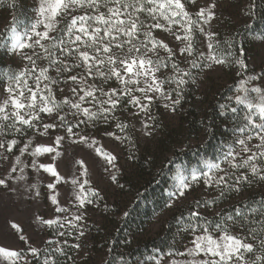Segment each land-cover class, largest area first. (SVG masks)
I'll list each match as a JSON object with an SVG mask.
<instances>
[{"label": "snow or ice", "instance_id": "snow-or-ice-1", "mask_svg": "<svg viewBox=\"0 0 264 264\" xmlns=\"http://www.w3.org/2000/svg\"><path fill=\"white\" fill-rule=\"evenodd\" d=\"M215 7L212 0H205L203 6L198 0H39L32 22L22 31L15 27L11 30L8 47L14 55H19L22 70L10 72L0 83V121L5 122V136L11 135L8 131L11 129L21 134V139L0 138V149L9 154L3 158L10 161L15 155L13 149L17 148L21 155L28 153L31 157H39L49 154L55 161L60 155L56 146L68 136H78V142L88 143L90 147L96 145L97 141L88 134L81 135L75 131L81 125L95 127L97 123H103L111 127L114 124L124 132L128 126L120 120L121 116L129 119L143 113L151 120V107L158 101L164 102L165 109L175 112L183 99L182 86L189 82L185 77H192L191 71L182 69L180 64L187 63L190 68H211L229 63L217 54L220 40L217 32L210 30L215 19ZM156 32L164 35L157 37ZM173 41H179L183 46L174 48ZM3 45L4 41L0 40V46ZM162 51L166 55H162ZM234 62L246 67L243 61L237 59ZM165 69L171 75L166 76ZM249 79L260 80L261 85L249 88L241 80L237 94L230 98L234 99L236 106H220L223 110L221 115L233 114L234 131L242 134V138L235 140V144L240 146L239 151L230 145L224 152L222 160L227 167H222L220 162L205 160L203 167L193 168L189 175L178 172L177 191L172 195L183 199L197 184L213 191L220 189L221 196L225 189L235 187L238 191L241 184L252 183L249 168L252 176L264 181V169H258L253 163L258 158L264 161V76H251ZM173 82L174 88L170 87ZM252 93L256 95L250 97ZM241 107L246 109L243 115H236ZM133 108L139 111L133 112ZM42 113L48 117V122H43ZM8 121L11 124L6 123ZM60 128H64L65 133L56 135L50 145L38 144L29 152L32 141L23 143L24 135L31 130L44 137L50 130ZM143 128L148 130L145 135L152 134V125L144 122ZM105 135L122 139L113 131L106 130ZM254 139L259 140L254 145L256 152L249 144ZM95 152L115 167V155L102 147H95ZM241 152L251 154L238 161ZM15 161L16 164L21 163L19 155L15 156ZM78 163L83 167V161ZM31 164L36 167L37 161L33 159ZM38 167L51 174L56 182L62 179L53 163H40ZM11 170L16 171L14 167ZM87 171L85 168L82 175H87ZM109 176L113 182L117 181L112 172ZM56 182L49 183L47 187L56 189ZM6 184L7 181L0 178V185ZM88 184V179L71 180L72 188L65 193V202L69 197H74L77 202V211L71 219L65 215L63 221L42 219V224L56 227L60 236L66 235L59 231L65 224L78 227L76 222L85 218L87 205L99 197L94 188L85 189ZM49 198L52 205H59L56 194ZM216 202V198L210 201L212 204ZM207 203L201 208V202L196 200V208L200 210H190L184 232L189 236L188 244L191 246L184 245L183 250L178 248L169 254L185 259H166L164 264H248L244 253L252 254L254 244L247 242L244 235L233 234V231L239 228L253 236L254 232L246 225L254 221L240 207L228 213L216 212L214 215L218 219H208ZM68 211L61 206L55 208L56 213ZM260 217H264V209L257 219ZM261 228L264 229V223ZM83 235L81 231L80 236ZM20 239L25 240L23 236ZM261 245H264V240H261ZM29 251L33 258L39 254L37 247H30ZM0 255L11 259L22 258L23 253L0 247ZM44 264L49 262L45 260ZM155 264H161V261L156 260Z\"/></svg>", "mask_w": 264, "mask_h": 264}, {"label": "rangeland", "instance_id": "rangeland-1", "mask_svg": "<svg viewBox=\"0 0 264 264\" xmlns=\"http://www.w3.org/2000/svg\"><path fill=\"white\" fill-rule=\"evenodd\" d=\"M39 0H0V31L5 33L4 42L9 46L12 36V28L15 27L18 30H23L25 26L32 22L35 16V8L38 5ZM201 6L204 5L205 0H198ZM212 3L216 5L215 19L212 21V27L210 30H215L218 34V39L221 40L222 36L225 40L230 39L233 36L239 37L245 31H247L249 18L247 16L245 2L236 3L233 0H212ZM194 12L195 9H192ZM195 18V16L193 17ZM157 37L163 36L164 33L156 32ZM221 43V42H220ZM197 44H200V39L198 37ZM183 46L179 41H173V47ZM222 45L219 46L218 55L222 56L229 63L225 65H213L211 68L207 66H201L199 68H190L187 63L180 64V67L184 70H190L192 77L188 79L189 82L182 86L183 99L181 101H187L194 97L195 109L200 111L199 121L203 120V115L209 113L216 103L219 102L217 97H214L215 93L223 97V100L218 103L221 109V105L236 106L234 97L237 92L236 90L240 87L241 80L245 81L246 87L251 88L253 85H261L260 80L252 81L249 79L251 76L261 77L264 76V32L256 34L254 42L248 45L249 51L244 56V67L241 69L239 63L234 61L241 60L242 52L239 56L227 55L222 50ZM201 50L206 48L201 47ZM11 57L15 65L21 69L19 65V55H14L11 51ZM166 55L165 53H161ZM191 59V58H189ZM200 61L197 60V63ZM27 61H24L26 64ZM39 63V62H38ZM165 75H171L169 70H163ZM164 77L162 76L161 79ZM31 83V81H30ZM167 87V85H166ZM172 88L176 87L175 83L170 86ZM256 94H250V97ZM218 96V97H219ZM163 101H158L154 103L151 107L150 115L153 119H148V116L141 113L139 117L129 118L131 123L132 132L129 135L127 132H120L119 129L113 126L112 129H108V125L103 123H97L95 127L90 125L82 126L75 129L76 132L83 134H88L90 138L97 141L96 145L90 147L88 143L78 142V136H68L66 137L58 146H56L57 151L60 153L56 157L55 161H52L49 154H44L39 157H31L28 153L21 155L17 148L13 151L15 155L11 156V160L4 159L3 157L9 154L5 152L4 149H0V178H4L7 181L6 186L0 185V247H5L11 250L22 251V258H6L0 255V264H44L45 260L49 264H101L104 256V248L101 242L96 240L100 238V231L102 224L100 222H108L103 219V216L110 217V213L101 211V206L107 199H113L121 195L123 191L118 188L117 181L113 182L110 179L109 172H112L116 177L122 170V168L127 164V152L133 147L134 142L149 141L157 137L162 130H173V124L179 123V118L182 114L183 107L179 105L175 112L170 109H165L163 107ZM246 109L242 107L238 109L236 115L242 116ZM133 112H138V109L133 108ZM220 112V113H221ZM127 115V114H126ZM233 114L227 113L226 115H221L217 119V125L221 122L222 128L229 133L228 140L218 150V158L215 162H220L222 167H227L223 163L222 157L225 151L228 150L231 145L236 151H239L240 146L235 144L237 137L242 138V134L234 131L235 121L232 119ZM43 122H48V117L45 114H41ZM121 121H124V116L120 117ZM119 122V121H117ZM147 122L152 125L151 135H145L144 133L148 131L143 128V123ZM5 122L0 121V138L5 140L10 138L21 139V134L13 132L9 129L10 136H5L3 132V124ZM11 124V121L6 122ZM205 123V122H204ZM243 123V121H241ZM216 125V126H217ZM116 132L118 136L122 139L117 140L113 137H108L105 135V131ZM65 133L64 128L52 129L48 136L41 137L38 132L31 130L24 135L23 143H28L29 140L32 141V146L29 152L34 149L38 144L50 145L55 139L56 135H63ZM207 129L203 126L199 131L192 129H178L173 133L174 138L171 144L168 146L171 148V153L179 151L178 155L183 153H193L198 146H201L204 139L206 138ZM176 142V143H175ZM174 143V144H173ZM259 143L258 139H254L249 142L250 146L253 147V152H256L254 147L255 144ZM23 146L22 144L20 145ZM95 147H102L105 151L116 156V160L112 164H108L102 156L97 155L95 152ZM251 153L245 154L240 153L237 157L239 161L245 155H250ZM19 155L21 163L16 164L15 156ZM55 155V154H52ZM169 156V155H168ZM171 157V156H169ZM35 159L37 161V166L33 167L31 160ZM178 159V158H177ZM78 161H83L84 165ZM203 158L198 157L194 164H186L184 159L176 160L174 162V174L172 176L173 182L170 193L171 201L168 207V212H173L178 209L187 208L192 202L199 200L198 197H203L205 201L201 202V208L207 203V212L210 209H214L215 204L210 203L211 198L217 196V192L206 189L201 185H193V190L189 194L180 199L175 195H172L177 191V173L182 172L184 175H189L193 168L203 167ZM11 163V167L9 164ZM40 163L48 164L53 163L57 167L62 179L58 182L51 174L44 172L40 169L38 165ZM253 163L257 164L258 169H264V161L261 159H256ZM16 169L12 172L11 168ZM87 169V175H82L84 169ZM23 169V171H21ZM206 170V169H205ZM248 175L251 177L252 182L258 183L261 181L259 177L252 176L250 168L248 170ZM20 177H23L21 179ZM73 178H79L81 181L88 179L90 184L85 185V189L92 187L99 192V197L94 198V202L91 205H87V210L85 218L79 222H76L78 227L73 228L71 225L65 224L63 228H59L60 232L66 233L64 236L57 234V228H49L43 225L42 219H52L57 218L60 221L64 220L65 215L71 219L72 215L76 213V201L74 197H69L68 202H65V193L69 191L71 186V180ZM57 183L56 189L52 190L47 187L49 183ZM264 182V181H262ZM78 191V189H75ZM39 193V194H38ZM57 195L59 205H52L50 196ZM57 206L65 207L69 211L67 213H56L55 208ZM200 210V209H198ZM83 211V210H82ZM161 217H157L152 225L153 229L161 223ZM103 219V220H102ZM108 224V223H107ZM16 225L18 227H13ZM106 225V224H105ZM84 235L80 236V232ZM99 231V233H98ZM68 233H71L70 235ZM23 236L25 240H21L20 237ZM96 239V240H95ZM51 241V244L49 243ZM65 241L67 243H65ZM75 245H80V247H75ZM187 246H191L187 243ZM30 247H37L39 249V254L33 258ZM62 249L63 251H57ZM183 250V249H182ZM55 255L58 257L55 260ZM175 258L177 260L183 261L185 257L182 256H170L168 253L163 255H157L147 264H155L156 260H160L161 264H164V260Z\"/></svg>", "mask_w": 264, "mask_h": 264}, {"label": "trees", "instance_id": "trees-1", "mask_svg": "<svg viewBox=\"0 0 264 264\" xmlns=\"http://www.w3.org/2000/svg\"><path fill=\"white\" fill-rule=\"evenodd\" d=\"M233 1L238 4L245 2L249 29L241 36L236 35L228 40L222 36L220 44L227 55L230 53L239 56L242 52L240 61H243L249 51L248 45L254 42L256 34L264 32V0ZM5 36L6 34L0 31V40L4 41ZM20 70L22 69L15 65L9 47L4 42V45L0 46V83L7 79L10 72ZM218 96V93L214 94L219 102L222 101L223 97ZM218 103L209 113L203 115L204 121H199L200 111L194 108V97L189 100L187 98L186 102L181 101L183 110L179 123L173 124L175 129L162 130L157 137L149 141H135L133 147L128 150L127 164L117 177L118 188L123 192L113 199L105 200L101 206V211L111 214L110 217L103 216V219L105 218L108 222H100L102 224L100 233L98 231L100 238L95 239L101 242L104 248L101 264H147L159 254L175 253L178 248L182 250L189 241L190 238L184 229L188 223L190 210L198 209L195 202H192L187 208L173 212L167 211L171 201L170 190L175 170L173 166L176 160L182 158L186 164L190 165L194 164L199 156L203 160H217L218 150L224 145L222 142L225 143L228 140L230 133L222 128L223 122L217 125V119L221 116ZM123 122L128 126L125 132L130 135L132 127L129 119ZM113 126L115 125L108 126V129H112ZM203 126L207 129L206 138L195 152L183 153L178 155L179 157H177L179 151L171 153L168 144L170 145L174 138L173 133L178 129L199 131ZM216 192L217 196L213 198H216L217 202L214 209L207 212V218L218 219L214 213H228L240 207L250 220L254 221L246 225L248 230L254 232V235L248 236L239 228L234 229L233 234L244 235L247 242L254 244L252 254L244 253L248 264L253 262L264 264V259H256L264 258V245H261V240H264V229L261 228L264 217L257 219L260 211L264 209V182L241 184L238 191L235 187L231 190L225 189L222 196L219 190ZM198 199L205 201L201 196ZM160 216H162L161 223L153 229L155 219ZM57 259L58 257L55 258Z\"/></svg>", "mask_w": 264, "mask_h": 264}]
</instances>
